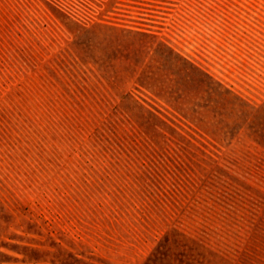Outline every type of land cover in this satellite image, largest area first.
<instances>
[{
    "label": "rangeland",
    "instance_id": "rangeland-1",
    "mask_svg": "<svg viewBox=\"0 0 264 264\" xmlns=\"http://www.w3.org/2000/svg\"><path fill=\"white\" fill-rule=\"evenodd\" d=\"M0 264H264V0H0Z\"/></svg>",
    "mask_w": 264,
    "mask_h": 264
}]
</instances>
